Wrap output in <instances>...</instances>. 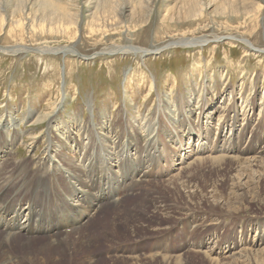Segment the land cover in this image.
<instances>
[{"label": "rangeland", "instance_id": "374dc122", "mask_svg": "<svg viewBox=\"0 0 264 264\" xmlns=\"http://www.w3.org/2000/svg\"><path fill=\"white\" fill-rule=\"evenodd\" d=\"M35 1V34L22 30L19 36L10 35L9 24L4 22L0 47L15 43L35 49L42 45L74 46L86 58L35 49L16 54L0 51V124L10 117L14 129L12 125L3 132L18 133L9 152L6 154V149L0 154V166L6 157L10 163L0 180L4 201L16 206L21 199L26 202L24 208L31 201L40 213L41 207L65 212L71 203L80 205L82 195H94L88 194L84 187L88 183L87 174L80 172V168L82 172L89 168L88 162L94 166L96 161L100 174L94 175L108 173L107 181L114 184L118 170L121 172L122 166H129L123 185L114 186L120 196L114 197L120 200L118 204L112 206L113 200L104 201L99 212L83 222L78 231L56 235L60 242L79 236L86 239L87 246L83 243L79 253L38 250V246L47 243L45 240L30 246L21 245L23 240L8 243L3 241L0 229V262L17 258V264H53L52 259L60 260L54 264H80V260L86 262L91 257L95 262L92 264H107L111 260L110 251L124 247L130 253L140 250V257H156L148 261L142 258L146 263L141 264H162L165 261L158 257L161 255L178 257V261L173 258L177 262L169 260L167 264H264V0H115L118 5L114 13L104 12V0H50L63 16L59 23L54 21L51 25L48 17L53 15H46L45 21H40L42 15ZM124 5L126 10L118 11ZM118 13V17L113 16ZM48 26L54 29L49 31ZM201 37L208 39L203 45L173 44ZM113 45L160 50L141 57L102 52ZM102 112L113 119L114 126L124 135L130 129L134 138H140L150 131L151 141L162 147V154L153 153L150 160L145 157L141 160L137 144L130 148L126 145L119 154L121 157L111 164L112 148H108V161L100 167L98 161L104 157L101 149L92 154L89 147L97 144L98 139L105 151L107 138H101L97 126L89 124L88 134L82 135L77 149L78 156L68 157L71 162H65L67 154L59 157L58 146L46 148L47 131L55 121L65 124L76 113L83 121L90 119L93 124ZM52 113L56 117L53 122L48 119ZM59 128L63 131L62 126ZM88 148L90 153L84 157ZM117 152L118 149L115 158ZM125 152L127 155L123 157ZM47 155L53 159L51 165L69 173L59 172L60 178L54 175L58 179L51 181L49 175L54 172L36 173L37 162L24 172L27 177L18 175L23 172L12 168L17 163L44 159ZM93 155L95 160L91 159ZM254 156L260 158L259 164L241 160ZM197 159L201 162H196ZM74 167H78V172ZM134 169L139 172L133 174ZM175 172L178 176L170 181L179 183L174 188L165 182L154 183ZM7 174L12 179L5 180ZM141 175L148 176L143 178L146 182L140 181ZM141 184L135 188L139 195L129 192ZM72 185L73 189L80 187L87 192H76ZM18 186L25 190L23 194L21 190L14 192ZM12 194L15 196L11 197ZM127 194L131 197L126 199ZM159 205L166 207L170 218L153 212ZM187 206L195 212L177 218L179 210ZM124 216H129V220H124ZM84 217L80 216V220ZM116 218L124 221L119 220L116 229L105 224ZM139 222L146 225L137 227ZM154 224L168 228L163 232H160L162 228L148 230ZM83 227L89 229L79 232ZM131 233L138 240L103 246L110 241L108 238L131 240L134 238ZM42 238L45 237L39 239ZM52 238L55 237L46 239ZM89 247L101 249L103 255L95 257L98 250ZM52 254L55 256L51 257Z\"/></svg>", "mask_w": 264, "mask_h": 264}, {"label": "bare ground", "instance_id": "6f19581e", "mask_svg": "<svg viewBox=\"0 0 264 264\" xmlns=\"http://www.w3.org/2000/svg\"><path fill=\"white\" fill-rule=\"evenodd\" d=\"M104 1H105L104 2V5H103L104 12L109 11L111 13H114L116 11V8H117L116 6L118 5L115 2V0L114 1L104 0ZM35 7H37L36 8L37 10H40L41 11V14L40 15H42V16H41V18H39L40 21H45L46 15H53V16L48 17L49 20H50L49 25L53 24L54 21H55L54 23H56V22L59 23L60 22V19L63 18V16H61L60 14H58V12H60L58 10V8L50 0H36L35 1ZM126 8H127V6H125V5L122 6V7L120 6V7H118V11L120 10V12H123V11L126 10ZM33 9H34V0H0V29H2L1 27L3 26L4 22H6V23L9 24L8 25V27H9L8 34H10V35L19 36L21 34V31L22 30H26V31H29V33L35 34L34 33V24H35L34 21L37 19V17L34 14ZM35 13H36V11H35ZM118 15H119V13L118 14H114L113 16L118 17ZM148 15H149V11L146 13V16H148ZM40 21H39V23L41 24ZM36 25H37V22H36L35 26ZM47 25H48V23H47ZM38 27H40V26H38ZM49 27L50 26H48V28ZM50 29H54L53 26L49 28V31H50ZM36 36H38V35H36ZM207 41H208L207 38H202V37L201 38H189V39L178 40V41L174 42L173 44L177 43V44H182V45L183 44L184 45H196V44L203 45V43H205ZM27 47L23 46L22 44H19V43L16 44L15 43L13 46H6V47L5 46H3V47L1 46L0 47V51L1 52H9V53L16 54V53H19V52L34 51V49H35L34 47L33 48H30V47L27 48ZM159 50H160V48L147 49V48H141V47H136V46H132V45H127V46L126 45L125 46L113 45L111 47H108V48L103 49L102 52L108 53L110 55L111 54H114V53H122V54L132 53L133 55H139L141 57V56H144L146 54L157 53ZM35 51L42 52V53H44V52L55 53V52H58L59 51V52H62L64 55L71 54V55H74V56H78L80 58H86V56L85 55H82L81 53H79L75 49L74 46H63V47H60V48H56V47L55 48H51L50 46L42 45L39 48H36ZM62 97L64 98L65 97V94H63ZM103 113L104 112L98 113V115H97V118L98 119L96 121L97 124L94 123V122H93V124H90L91 123L90 119L87 122L83 121V119L80 118V116H78L76 113L73 114V116L71 117L72 118V121L66 122L65 124H64V122H58V123H56L57 121H55L54 124H52V128L49 127V130L47 131V136L49 138L47 139V146H46V148L49 147V146H53L54 148L56 146H58L59 147V152H58L59 157L62 156V155H66L67 154V157L64 158L66 160L65 162L66 163L71 162L72 159H70V158H76L78 156L77 155V149H78V147H80V143H81V140H82V135L85 136L86 134H88L87 125L89 124V125L97 126L96 127L97 128V131H98L97 133H99V134H101V136H103L101 138H103V139L104 138H107L105 140V144H106V148H107L105 151L103 150V148L101 146V143L99 144L98 139H97V141H95V143L98 142L97 144H93V146L90 145V147H89V148H91L93 150L92 151V154L96 152L95 150L101 149V151H100L101 152V156L103 155L104 157L100 158V160L98 161V162H100V167L108 161L106 159V155L108 154V152H107L108 148H112V151H110V152H111V155H112L111 158L113 160L109 161L111 164L114 161H117L119 159V156H120L119 154H120V152L124 148H126L127 146L130 148V147L133 146V144H137V153H138L139 156H141V158H142L141 160H143L144 157L147 158V161L150 160L151 157H154L153 156V153L162 154V147L158 143H156L154 141H151V139L149 137L150 131L147 132L145 135L141 136L140 138H136V137L134 138L133 137V134H132V130H130V129L127 131L126 135H124L125 133L122 134L123 131L122 130H119L118 126H114L113 119L111 117L108 118ZM35 118H36V115H35ZM89 118H91V117H89ZM37 119H36V122L38 121ZM48 119H49V121H52L53 122L54 120H56V117L52 113V114L49 115V118ZM34 122H35V120H34ZM6 125H8V126H6ZM12 125H13V120L10 117L9 118H6V121L4 123H1L0 124V126H1L0 127V154H2L4 151H6V149H7V152H6V154H7L9 152V150H10V147H11L12 143H14V141L18 137V133L16 131H13L11 135H8V134H6V133L3 132V129H5L7 127L10 128ZM14 125H13V129H14ZM49 125H50V123H49ZM59 126H62L63 131L60 130ZM52 129L54 130L53 132H52ZM122 129H124V128H122ZM101 138L99 137V139H101ZM125 141H127L128 144L125 143ZM134 141H135V143H134ZM102 143H103V141H102ZM89 148L84 152V157H85V155H87V153H90V149ZM117 149H118V152H117L118 156L115 158V156H116L115 155L116 154L115 152H116ZM45 151H46V149H45ZM11 152H13V151H11ZM104 152H106V153H104ZM174 154L176 155L177 152H175ZM5 155L3 154V157ZM49 155L51 156V153ZM126 155H127V153L125 152V154L123 155V157L124 156L126 157ZM68 157H70V158H68ZM156 157H158V156H156ZM162 158H163V156H162ZM3 159L4 160H3V162L1 163V166H0L1 167L0 168V180L3 178V175L5 174L4 172L8 168L7 167L8 164L10 165V163H8V161H7V157L6 158H3ZM91 159L92 160H95V156L93 155ZM172 159L173 158H171L170 160H172ZM51 160L53 161V159L51 157H48V155H47V156L44 157V159L40 158L39 160H34V161H30L29 160V161L24 162V163H20L19 162L20 164L17 163L12 168L13 169L16 168V169H14L15 172H20V171L23 172V173H19L18 175H23L24 177H27V175L24 172L27 173L28 168L30 167L31 163L32 164L33 163L35 164L37 162L39 164V166L36 169V173L37 172L38 173L39 172L42 173L43 171L48 173V171L50 172V170H52L54 173H51V174L48 173V174H50L49 176H50V179H52L51 181H54L55 179H58L57 176L60 178L59 172H61V174H62V173H65L66 171H64V169L62 170V169L57 168L55 165H51L52 164ZM139 160H140V157H139ZM241 160H243V161H245V160L247 161L248 160L252 165H255V164H257L260 161V158L254 156V157L242 158ZM152 162H155V161L153 160ZM170 162H172V161H170ZM196 162H201V161H200V159H197ZM88 164H89V168L88 169L86 168L87 170L84 169L83 172H82V169L83 168H80L81 169L80 172L83 173V174H87V177L85 179L88 181V183H85L84 184V187L88 190V194L89 193H93L95 196L94 195H91V196L89 195L90 197H88L87 195H82L80 197V205H77L76 203H71V205L69 207V210L70 211L68 209H66L67 211H65V212L63 211V209H59L58 211H56V210H54V211L53 210H44L41 207L42 210H41V213H40L37 209H34V207H36L37 205L34 204L31 201H29V202L27 201L28 202V206H27V208H24L25 207L24 205H25L26 202L22 201L21 199H18V202H17L18 204L16 206L15 205H9L8 204V200L7 201L6 200L4 201L3 196H2L3 195V192H4V188L1 189L0 190V229L3 231V237H2L3 241H6V242L9 243V242H13L15 240H17V241L18 240H23V241H21L22 242L21 245L30 246V244H33V242H36L37 241L36 243L39 244V242H41L42 240H45L47 243H43L41 246H38L37 247L38 250L46 251V249H47L50 252H53L55 250H59L60 252H63V253H65V252L70 253L69 255H72L74 253L75 254L79 253V250L80 249H83V248H79V247H83V243L86 244V241H87L86 239H82L79 236L80 238L79 237H76V239L71 240V241L69 239L65 238V239H63L62 242H60V241H58V237H56V235L58 233H62L63 236H64V234H68V233L70 235V232L71 231L79 229L80 226H81V224L83 222H85V221L88 222L87 220H89L90 218L94 217L95 214L99 212L100 207H101V205H103L104 201H109V200L111 201V200H113V203L111 204L112 206L118 204V202L120 200H117V199L120 196L117 193H115V192H117V190L115 191L114 186L121 187V185H123V183L127 179L126 172H127L128 168H126V167L129 166V164H127L125 166H122L121 168L123 169V171H121V172L119 171L120 169L119 170L117 169L118 172L116 174H117L118 179H117V181L114 184L113 181H111V180L107 181L108 173H102V175H99V177L96 176V175L100 174V171L96 168V161L93 164L94 166H90L91 162H88ZM88 164H87V166H88ZM113 165H115V166L118 165V167H120L119 164H113ZM140 165L142 166L141 163H140ZM77 168L78 167H74L73 169L76 172H78L77 171L78 170ZM154 168H156V166ZM154 168H152V170ZM13 169H11L9 171H12ZM141 169H142V167H141ZM137 170L134 169L133 170V174H137L139 172ZM154 170H156V169H154ZM153 171H152V173H153ZM144 172L145 171L143 170V173ZM157 172H158V170L156 171V173ZM67 173H69V172H66V174ZM152 173H150V174H152ZM34 174H35V172H34ZM94 174H96V175H94ZM167 174H169V173H167ZM54 175H57V176H54ZM77 175L79 177L81 176V174H77ZM101 176H103L104 182H103V179H102ZM157 176H158V174H157ZM177 176L178 175L175 172L174 174H171L169 177L165 178L167 181L165 179H162L161 181H157V182L155 181L154 183L157 184L158 182L159 183H164L165 182V184L167 186L174 188L175 184H178L179 182L176 181L175 183H173L170 180H172L171 178H175ZM8 177H9V179H12V178H10L11 177V174L10 175L7 174V177L5 178V180H7ZM137 177H138V175H137ZM144 177L143 176L141 177V180H140L141 182H146V180H144V179L146 177H148V176H146L145 178ZM43 180H44V182L46 181V179H43ZM12 181L13 180H11V183H12ZM102 184H103V187L101 186ZM41 185L45 186L44 183H41ZM14 186H15V184H14ZM140 186H142V184L141 185H138V186H133V188L129 192L130 193H133L134 195L135 194L136 195H139V193H137L138 191H135V188L138 189V187L140 188ZM71 187H72V190L77 189L75 187H74L75 189H73V185ZM125 188H124V190H125ZM17 190H21V193L22 194H23V192H25V190L23 188H21L20 186H18L14 190V192L16 193ZM76 192L81 193V192H87V191L86 190H82L80 187H78V189L76 190ZM12 196L14 197L15 194H12L11 197ZM114 197H117V199H114ZM128 197H131V195H129V194L125 195V198L126 199ZM46 198H49L50 199L49 196H47ZM68 199H70V198H68ZM52 201H54V200H52ZM124 202H126V201H124ZM107 205L108 204H106V206ZM49 207H51V206H49ZM103 207H105V205ZM193 207H195V206L193 205ZM159 208L160 209L162 208V209L160 211H158L157 209H159ZM34 210H37V212L34 211ZM102 210H103V208H102ZM153 212H157V213H159L158 215H161V216H169V211L166 210V207H164V205L163 206L162 205L161 206L159 205V206L153 208ZM190 212H195V209L194 208L192 209V207L190 208V207L187 206L183 210L182 209L179 210L178 215H177V218H179V217H183L184 218V216L187 217L188 215H190V214H188ZM114 213H117V212L114 211ZM82 215H85V217L80 220V216H82ZM169 218H170V216H169ZM123 219L124 220H129V216L128 217L127 216H124ZM119 220L124 223V221H122V219H117L116 218V219H112L110 221V223L105 222V224H109V227H114L115 228L116 224H120L121 223ZM139 223H141V222H139ZM69 224H72V226L69 227ZM145 225L146 224L141 223V224H137L136 226L138 227V226H145ZM159 225L160 224L149 225L148 226V230L153 231V232L156 231V230L158 231V230H160V228H162ZM195 226H197V223H195ZM92 227L93 226H91L89 228H92ZM89 228H87V229H89ZM167 228H168L167 226L164 227V228H162L163 230L160 231V232H163ZM87 229H84V227H83L79 232H83L84 230H87ZM109 229H111V228H109ZM52 236L55 237V238L54 239L52 238L51 240L46 239L47 237H52ZM130 236L134 237V233H131ZM259 236L261 237L262 235L260 234ZM41 237H45V238L39 239ZM92 237H93V234H92ZM102 237H103V235H102ZM260 237H258V238H260ZM108 239L110 241H107V244L106 245H103L105 248L106 247H112V246H114L116 244H120L122 242H128L129 243L130 241H136V240H138L137 237H134L131 240H128V239L121 240L120 239L119 241H114L113 239H110V238H108ZM88 243H90V241ZM92 244H93V242H92ZM86 246H87V244H86ZM103 246H101V247L104 248ZM33 250H35V249H33ZM89 250L94 251V250H98V248L97 249L90 248ZM100 250H98L97 253H95V255H94L95 257L97 256V254H98V256L99 255H103L102 251H100ZM127 250H129V248L119 247V248H116L113 251H110V253L108 255L111 257V260L109 259L110 262L107 263V264H114L116 262L117 263L118 262H121V263H124V264H138L140 262H143V263L145 262V261H142V258H147L146 260L148 261L149 259H153L155 257V256L149 255V254H148L149 255L148 257H146V256L140 257V255H139L140 254L139 253L140 250L135 249V250L131 251V253H130V251H127ZM155 252H159V251L158 250H155ZM233 253H235V252H233ZM59 254H61V253H59ZM158 254H160V253H158ZM37 255H38V253H37ZM55 255H58V253L56 254V252H55ZM55 255L52 254L51 257L52 256H55ZM28 256L30 258H32L31 255H28ZM98 256H97V258H98ZM158 257L161 258L162 261H165L162 264H167L169 262V260H171L173 263H175V262L178 261L177 260L178 257H167L165 255H161V256H158ZM225 257L227 258L228 257V254H227V256L225 255ZM173 258H175L177 261L175 259H173ZM99 259H101V258H99ZM53 260L54 259L51 260V263H53V264H54V262H58V261L60 262V260H57V259H56V261H53ZM96 260L98 261V259H96ZM16 261H17V258L16 259H14V258L12 259L11 258L10 260L6 259L5 261L2 260L1 262H2V264H8V263L9 264H17ZM79 263L80 264H92V263H95V262L90 257L89 260H87L86 262H84V260H80ZM37 264H42V263L38 262ZM55 264H57V263H55Z\"/></svg>", "mask_w": 264, "mask_h": 264}]
</instances>
